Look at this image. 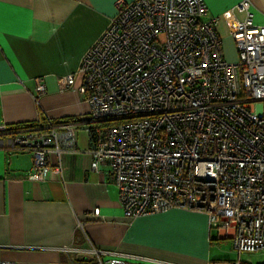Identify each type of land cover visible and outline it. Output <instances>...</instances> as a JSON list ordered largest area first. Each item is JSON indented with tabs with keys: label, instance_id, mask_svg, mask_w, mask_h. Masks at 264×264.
<instances>
[{
	"label": "built area",
	"instance_id": "built-area-1",
	"mask_svg": "<svg viewBox=\"0 0 264 264\" xmlns=\"http://www.w3.org/2000/svg\"><path fill=\"white\" fill-rule=\"evenodd\" d=\"M250 6L235 7L243 18L229 32L237 52L230 62L204 0H116L77 69L89 105L84 119L96 123L86 128L90 168L108 165L124 215L200 211L210 229L231 231L239 253L264 250V25L253 22ZM74 81L75 73L57 77L60 89ZM48 125H0L31 152L28 179L62 176L61 152L76 144L72 121ZM106 262L128 264L121 256Z\"/></svg>",
	"mask_w": 264,
	"mask_h": 264
},
{
	"label": "crops",
	"instance_id": "crops-1",
	"mask_svg": "<svg viewBox=\"0 0 264 264\" xmlns=\"http://www.w3.org/2000/svg\"><path fill=\"white\" fill-rule=\"evenodd\" d=\"M116 0H0V125L48 120L73 122L74 148L60 155L62 176L26 177L29 150L14 143V131L0 133V260L14 264H207L220 261L216 244L231 231L209 228L205 213L178 208L124 215L106 163L90 168L92 142L84 119L89 105L78 87L83 53L116 13ZM206 17H218L223 56L237 59L229 32L243 18L241 0H204ZM253 22L264 25V0H250ZM75 73L73 87L57 77ZM41 78L44 91H36ZM50 160L56 156L50 154ZM99 208V214L93 213ZM216 241V242H215ZM95 246L100 258L87 252ZM100 260L103 262L100 263Z\"/></svg>",
	"mask_w": 264,
	"mask_h": 264
},
{
	"label": "rangeland",
	"instance_id": "rangeland-1",
	"mask_svg": "<svg viewBox=\"0 0 264 264\" xmlns=\"http://www.w3.org/2000/svg\"><path fill=\"white\" fill-rule=\"evenodd\" d=\"M228 61L235 62L236 60L233 59L232 61ZM214 254L217 258L220 259V261H230L239 259L249 264H264V250H258L253 252L244 251L239 253L234 247L232 240L229 239L223 240L222 242H218L216 244Z\"/></svg>",
	"mask_w": 264,
	"mask_h": 264
},
{
	"label": "trees",
	"instance_id": "trees-1",
	"mask_svg": "<svg viewBox=\"0 0 264 264\" xmlns=\"http://www.w3.org/2000/svg\"><path fill=\"white\" fill-rule=\"evenodd\" d=\"M47 123V120L45 119V118H43V121H42V125H45ZM108 124V123H112V121H109V122H103L102 124ZM33 125H35V124H33V123H25V124H20V125H16V126H14V127H27V126H33ZM94 125H96V123H93V125L92 126H94ZM91 126V127H92Z\"/></svg>",
	"mask_w": 264,
	"mask_h": 264
}]
</instances>
